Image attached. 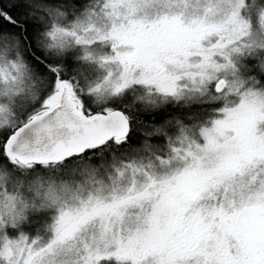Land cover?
<instances>
[{
  "label": "snow or ice",
  "instance_id": "1",
  "mask_svg": "<svg viewBox=\"0 0 264 264\" xmlns=\"http://www.w3.org/2000/svg\"><path fill=\"white\" fill-rule=\"evenodd\" d=\"M0 264H264V0H0Z\"/></svg>",
  "mask_w": 264,
  "mask_h": 264
}]
</instances>
